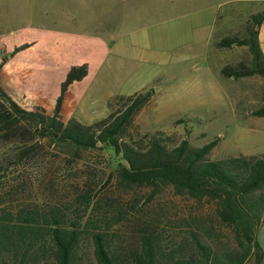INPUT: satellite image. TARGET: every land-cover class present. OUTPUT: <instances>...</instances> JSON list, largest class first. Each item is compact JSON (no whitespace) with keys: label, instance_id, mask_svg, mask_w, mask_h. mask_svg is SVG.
Returning a JSON list of instances; mask_svg holds the SVG:
<instances>
[{"label":"rangeland","instance_id":"374dc122","mask_svg":"<svg viewBox=\"0 0 264 264\" xmlns=\"http://www.w3.org/2000/svg\"><path fill=\"white\" fill-rule=\"evenodd\" d=\"M48 1L0 0V60L7 31L23 34L28 27L53 26L48 17H38ZM247 1L170 0V16L162 21L154 8L152 47L164 52L150 61L149 89L156 93L134 118L130 131L136 137L162 132L170 145L187 136L194 146L218 139L213 159L264 153V117L253 114L264 105V78L224 77L226 64L248 60V48L217 45L226 35H245V16L253 8L242 6ZM91 8L99 16L100 0H91ZM146 17L139 11L136 20L142 25ZM197 24L202 29L192 30ZM258 39L264 53V22ZM114 102L95 121L113 111ZM17 145H0V210L14 217L30 208L47 213L59 208L67 222L82 227L89 223V228H102L115 242L126 244L144 221L169 240L194 207L193 201L171 188L155 195L146 187L122 188L115 175L119 158L109 150L86 151L82 158H73L45 142L32 156L17 159ZM88 235L81 248L87 262L93 259ZM257 239L264 253L263 227L257 230ZM246 264H254V259Z\"/></svg>","mask_w":264,"mask_h":264},{"label":"trees","instance_id":"16d2710c","mask_svg":"<svg viewBox=\"0 0 264 264\" xmlns=\"http://www.w3.org/2000/svg\"><path fill=\"white\" fill-rule=\"evenodd\" d=\"M263 21L264 10L251 15L244 36L219 40L221 48L247 46L249 53L248 60L226 64L224 77L264 78L258 39ZM88 71V64L71 67L51 114L24 108L0 81V145L17 142V159L32 156L45 142L73 158L109 150L119 158L115 175L122 188L146 187L153 195L171 188L193 201L194 209L184 214V223L169 240L144 221L126 244L115 242L102 228H89V223L67 222L59 208L48 213L30 208L16 217L0 210V264H246L251 259L262 264L257 230L264 228V153L213 159L218 139L194 146L187 136L170 145L162 132L136 137L131 126L156 93L153 88L117 96L115 109L91 124L75 118L65 122L64 96ZM253 114L264 117V105ZM86 233L93 247L89 262L81 250Z\"/></svg>","mask_w":264,"mask_h":264},{"label":"crops","instance_id":"0c3cea01","mask_svg":"<svg viewBox=\"0 0 264 264\" xmlns=\"http://www.w3.org/2000/svg\"><path fill=\"white\" fill-rule=\"evenodd\" d=\"M100 4L98 16L91 0H49L38 17H48L53 26L3 34L0 81L16 102L29 110L53 113L69 70L82 64H88L89 71L64 96L65 122L75 118L91 124L108 113L117 96L150 88V61L164 52L152 47L150 29L156 25L152 13L156 8L160 20L168 18L170 0H100ZM242 6L253 7L245 16L248 22L264 10V0H248ZM139 11L147 15L142 25L136 20Z\"/></svg>","mask_w":264,"mask_h":264}]
</instances>
